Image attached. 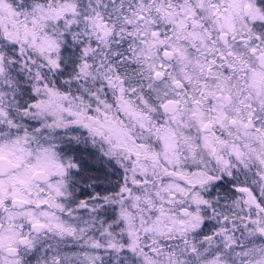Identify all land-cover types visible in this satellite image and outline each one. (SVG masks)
<instances>
[{
  "label": "snow or ice",
  "instance_id": "1",
  "mask_svg": "<svg viewBox=\"0 0 264 264\" xmlns=\"http://www.w3.org/2000/svg\"><path fill=\"white\" fill-rule=\"evenodd\" d=\"M0 264H264V0H0Z\"/></svg>",
  "mask_w": 264,
  "mask_h": 264
}]
</instances>
